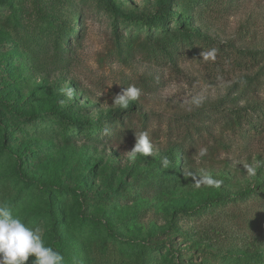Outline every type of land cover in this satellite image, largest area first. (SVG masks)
<instances>
[{
    "label": "rangeland",
    "instance_id": "1",
    "mask_svg": "<svg viewBox=\"0 0 264 264\" xmlns=\"http://www.w3.org/2000/svg\"><path fill=\"white\" fill-rule=\"evenodd\" d=\"M0 202L65 264H264V0H0Z\"/></svg>",
    "mask_w": 264,
    "mask_h": 264
},
{
    "label": "clouds",
    "instance_id": "2",
    "mask_svg": "<svg viewBox=\"0 0 264 264\" xmlns=\"http://www.w3.org/2000/svg\"><path fill=\"white\" fill-rule=\"evenodd\" d=\"M203 59H207L213 53H201ZM61 94L71 100L73 89L61 88ZM140 90L135 86L123 87L121 91L112 97V104L120 109H128L131 103L136 102L140 96ZM61 103H64L62 100ZM194 103L198 107L200 100L194 98ZM107 133V130H105ZM136 143L132 150L126 152L131 154L132 159L140 156L151 157L153 145L146 132H135ZM207 150L201 149L199 154L206 155ZM169 161L163 158L162 165L167 167ZM249 173H254L252 166H246ZM196 187L204 185L206 187L219 188L222 180L213 178L205 174L193 177ZM65 264L63 254L56 248L46 245L39 226H30L19 215L15 214L7 204L0 202V264Z\"/></svg>",
    "mask_w": 264,
    "mask_h": 264
},
{
    "label": "trees",
    "instance_id": "3",
    "mask_svg": "<svg viewBox=\"0 0 264 264\" xmlns=\"http://www.w3.org/2000/svg\"><path fill=\"white\" fill-rule=\"evenodd\" d=\"M107 8L108 10H111L110 11L111 13L117 14V12L112 10L110 7H107ZM164 18H167V16L166 14H162V13H155L153 15L139 13V14H135L132 16H126V19L130 22V24L132 25L139 24L141 25V28L146 29L149 33L162 31L160 24H163L162 22H164ZM158 20H161L159 24L157 23ZM174 22L176 24V28H178L182 24L181 21L175 20ZM115 29H117L116 25H115ZM190 38L191 37H187L185 40L189 42L191 41ZM204 39L206 40L208 38L204 37ZM245 53H248L254 59L257 58V52L249 51ZM255 190L256 188H250L248 190H245V191H242L236 194L221 195L215 199L206 200L203 203V206L208 207V208H213V207H219L221 205H226L231 202L247 200L251 197V195L255 194L254 192ZM55 237H58V236L55 234Z\"/></svg>",
    "mask_w": 264,
    "mask_h": 264
}]
</instances>
